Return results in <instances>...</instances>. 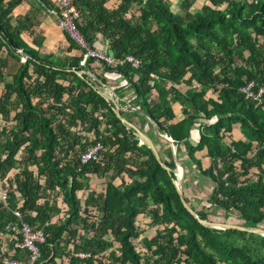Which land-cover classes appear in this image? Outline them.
Listing matches in <instances>:
<instances>
[{"label":"trees","instance_id":"16d2710c","mask_svg":"<svg viewBox=\"0 0 264 264\" xmlns=\"http://www.w3.org/2000/svg\"><path fill=\"white\" fill-rule=\"evenodd\" d=\"M23 1L0 0V47L23 48L30 55L0 100L3 117L15 122L2 129L0 139V264L21 253L12 237L15 211L46 233L35 264H57L63 256L69 264H264V235L200 222L223 209L228 217L238 216V224L264 226V96L255 101L241 91L251 81L255 89L264 85V0H208L195 11L197 0H180L178 9L172 0H75L85 39L95 47L100 35L116 58H140L139 68L108 66L95 58L82 65L85 50L66 32L68 48H80L83 56L55 60L42 54L21 37L29 28L27 17L12 23V12ZM40 2L54 6V0ZM95 62L127 80L139 119L185 146L192 161H183L185 168L212 180L207 203L198 208L186 193V171L184 196L199 218L181 200L176 161L165 157L169 150L155 142L173 173L116 116L97 81L77 73L89 69L102 77ZM175 100L185 105L179 121H174ZM122 114L130 118L126 110ZM234 125L244 138L232 139ZM197 127L200 138L193 145ZM160 141L170 143L161 136ZM97 142L103 144L98 160L82 164V153ZM204 149L211 159L207 168L196 157ZM91 176L106 178L103 192L90 188ZM91 206L101 214H93ZM141 215L157 227L154 236L143 238V252L134 242L142 234Z\"/></svg>","mask_w":264,"mask_h":264},{"label":"crops","instance_id":"0c3cea01","mask_svg":"<svg viewBox=\"0 0 264 264\" xmlns=\"http://www.w3.org/2000/svg\"><path fill=\"white\" fill-rule=\"evenodd\" d=\"M176 9H178L180 0H172ZM208 3V0L204 1V4ZM197 2L194 5L192 11L199 9ZM203 5V4H202ZM26 18L27 24L29 26L28 29H25L21 37L25 41V43L32 48L37 49L42 54L51 55L55 60L62 59L63 57H80L83 56L82 50L78 47L73 49H69L70 42L66 39L65 31L59 27L56 19L49 13L47 6L42 5L40 0H24L21 4L16 6L12 12V23L16 24L18 18ZM23 18V19H24ZM0 36V40H1ZM95 47L102 51L108 52V44L106 40L102 39L100 35L96 37ZM28 57L30 55L25 52L23 48L12 49L7 45H2L0 47V100L3 98V94L6 92V84L13 83L14 75L18 74L22 68V66L27 63ZM83 60H81V64H83ZM93 66L96 67L95 70L100 73L99 77L95 72L89 69H83L81 71H86L92 79V74L96 75L102 80V83H98L99 89L98 91L104 94L103 96L110 97L112 94L116 95L119 104L122 107V110H126L130 115L129 120L133 121L136 125L144 131H146L154 140V142H158L160 147L162 146L165 150H169V152L165 153V157L173 159L177 164V171L180 172L184 170L185 174L187 171V167L183 165V161L186 163L192 162L187 156V152L185 151V146L182 144H176L173 146L170 142L168 145L165 141H160V136L163 137V133H161L157 126H153L149 123H144L141 119L138 118L137 115L133 113L132 110H139L140 106L138 103H134V92L133 89L129 88L128 82L126 79L122 78L119 74L115 72H104L99 69L98 62L93 63ZM34 66L31 64L29 71L33 73V78L37 77V73L33 71ZM104 79V80H103ZM94 80V79H93ZM62 81V79H60ZM186 89V85L182 84L180 86V90L184 91ZM12 99L16 97V93L12 94ZM131 101V103H130ZM173 109L176 113V117L174 121H179L185 117L184 108L185 105L179 101L175 100L173 103ZM138 107V108H137ZM125 116V115H124ZM126 117V116H125ZM152 121V120H151ZM153 122V121H152ZM155 124V123H154ZM15 125V122L7 121L3 117V113L0 111V139L4 138L3 128H10ZM199 127L194 128L191 132L190 141L193 145H196L200 138ZM232 139L238 140L240 138H244V134L241 131L239 125H234V129L231 132ZM229 143V142H228ZM196 157L202 160L203 168H207L211 164V159L208 156L207 149L201 150L196 153ZM189 170V169H188ZM188 181L186 182V193L189 196L192 203L197 207L199 204V196H202L204 199V203L206 202L207 197L209 196L210 191L213 188V182L210 178L206 176L200 175L196 169H191L188 172ZM186 176V175H185ZM96 176H91V178H95ZM98 178V177H96ZM100 179V178H98ZM106 182V179H105ZM117 184L122 182L121 178H117L115 181ZM1 183V181H0ZM95 190V189H94ZM88 193V192H87ZM87 196V194H86ZM84 196V198L86 197ZM202 201V200H201ZM141 220L149 223L151 219L149 217H145L141 215ZM156 233V232H155ZM155 235V234H154ZM153 235V236H154ZM152 237V236H151ZM78 254V253H77ZM76 254V255H77ZM78 256V255H77ZM15 257V256H13ZM25 264H28L27 261V252L21 250L19 257ZM57 264H69V258L63 256L61 258H57Z\"/></svg>","mask_w":264,"mask_h":264},{"label":"built area","instance_id":"2783aa9c","mask_svg":"<svg viewBox=\"0 0 264 264\" xmlns=\"http://www.w3.org/2000/svg\"><path fill=\"white\" fill-rule=\"evenodd\" d=\"M49 13L56 19L57 24L63 29L81 48L85 50L83 64L86 63L88 58H95L100 63H105L108 66L123 65L125 63L131 64L134 68H139L142 65V60L132 54H127L122 58H116L114 55L107 51H102L91 45L81 33L77 26V19L80 12L75 4V0H54V6L48 7ZM256 83L249 82L241 88L245 96L251 100L261 101L264 96V85H259L255 89ZM195 84L194 87H199ZM138 108V107H137ZM209 120L206 122L209 124ZM163 138L170 141L172 145L175 142L168 134H163ZM103 149V144L97 142L89 146L81 155V163H88L89 161L98 160L100 153ZM218 167H222V162L219 159ZM217 172V171H216ZM1 198L3 201L7 198V192L1 191ZM18 220L11 224L13 229L12 237L14 238V247L27 252V263L35 264L41 257V245L46 241V233L43 229H35L29 223L24 222L19 211H15ZM79 257L90 256V253H78ZM2 264H25L21 259L8 256L2 261Z\"/></svg>","mask_w":264,"mask_h":264},{"label":"water","instance_id":"95a60500","mask_svg":"<svg viewBox=\"0 0 264 264\" xmlns=\"http://www.w3.org/2000/svg\"><path fill=\"white\" fill-rule=\"evenodd\" d=\"M77 73L80 76H83L84 74H88L86 71H77ZM92 77L95 81L98 83H102V80L97 77L96 75L92 74ZM100 92V91H99ZM102 94V92H100ZM104 95V94H102ZM110 103L113 104V109L116 114V116L124 123L128 128L133 129L136 136L140 139V142L142 144H146L154 153L155 157L157 158L158 162L162 165L163 168H165L169 173H173V168H171L165 160L162 158L161 154L159 153V150L157 149V146L153 140V138L143 129H141L138 125H136L133 121L129 120L127 117H125L122 114V107L119 104V101L116 97V95L112 94L110 97L104 96ZM185 171L182 170L181 174L178 175L177 179H174V183L176 185V188L178 190V193L181 197V200L184 204V206L188 209V211L194 215L195 217L199 218L196 210L186 201L184 192H183V181H184ZM200 222L208 227H214L218 229H238L242 231L247 232H253L256 234L264 235V228L261 227H249L246 225H241L237 223H229V222H219L209 219H200Z\"/></svg>","mask_w":264,"mask_h":264},{"label":"rangeland","instance_id":"374dc122","mask_svg":"<svg viewBox=\"0 0 264 264\" xmlns=\"http://www.w3.org/2000/svg\"><path fill=\"white\" fill-rule=\"evenodd\" d=\"M204 1L205 0H197V5L199 8L202 6V4H204ZM179 4H180V1H179ZM194 7H192L191 9H193ZM202 161V160H201ZM178 175H179V171H177ZM189 177V175H188ZM105 179L106 178H90V180L88 181L89 185H90V188L91 189H95L98 193H101L104 191V188L106 186V182H105ZM184 179H185V176H184ZM184 182V181H183ZM88 190H84V191H81L79 193V199H80V204L82 206L85 205V198L84 196H86ZM201 195V194H200ZM198 195L199 197V204L197 205L198 208H201L204 204V198L202 196ZM202 200V201H201ZM101 201L100 200H97V203L96 204H100ZM206 204V203H205ZM91 209L93 211V214L95 215H100L101 214V211H99L97 209L96 206H91ZM214 215H211V219L214 220V221H219V222H229V223H240L241 220L238 218V216H236L235 214L231 213L229 214V217L227 215H225V210L223 209H218V210H215L214 211ZM141 216L138 218V225L140 227V229L142 230V234L140 235L139 238L135 239L134 242L135 244L137 245L138 249L140 251H144V240L143 238L145 237H151L155 234L156 230H157V227L153 226L151 224V222L147 223L145 222L144 220H141ZM258 227H261V228H264L263 224H261L260 226ZM120 247V244L118 242H115V246L114 248L117 249ZM105 254H108V252H106Z\"/></svg>","mask_w":264,"mask_h":264},{"label":"bare ground","instance_id":"6f19581e","mask_svg":"<svg viewBox=\"0 0 264 264\" xmlns=\"http://www.w3.org/2000/svg\"><path fill=\"white\" fill-rule=\"evenodd\" d=\"M179 175H180V172H179Z\"/></svg>","mask_w":264,"mask_h":264}]
</instances>
